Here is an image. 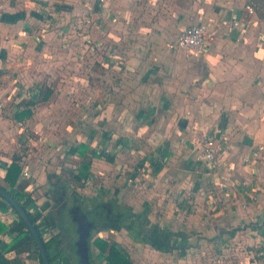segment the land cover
I'll return each mask as SVG.
<instances>
[{
  "label": "crops",
  "instance_id": "crops-1",
  "mask_svg": "<svg viewBox=\"0 0 264 264\" xmlns=\"http://www.w3.org/2000/svg\"><path fill=\"white\" fill-rule=\"evenodd\" d=\"M102 1L103 14L107 4ZM123 1L109 0L115 16L93 24V41L84 36L73 40L79 51L77 71L54 67L55 32L33 26L43 13L40 6L30 2L26 14L20 10V19H0V104L10 97L11 87L20 99L31 87L35 98L37 82L52 86L53 95L32 107L31 117L15 118L16 105L24 98L17 100L13 117L22 124L44 109L50 142L61 135L79 137L65 146V155L78 161L71 169L76 181L107 180L126 203L145 211L133 210L151 219L150 225L178 236L174 248L164 252L134 239L125 228L110 229L117 234L124 230L133 244L148 247L152 264H264V6L256 0H168L165 7L150 6L159 18L149 20L136 14L148 3ZM193 23L207 26V50L195 55L168 48ZM116 46L130 49L118 62L111 54ZM66 55L70 53L62 58ZM88 71L99 79L78 81ZM57 72L60 82L54 80ZM57 116L66 129H51ZM5 121L1 116L0 123ZM204 132L217 133L224 143L216 164L201 155ZM82 143L90 147L85 154L71 153V147ZM92 152L97 155L87 168L83 160ZM2 154L0 178L7 183V167L17 154ZM19 158L26 181V158ZM37 171L29 174L35 178ZM30 189L24 192L35 213L39 202ZM3 204L0 200V221L10 228L19 217L8 203L3 211ZM0 238L11 243L15 233L7 231ZM144 247L129 252L135 264L147 263ZM30 253L19 256L27 264L39 263L32 262ZM16 255L15 250L7 253Z\"/></svg>",
  "mask_w": 264,
  "mask_h": 264
},
{
  "label": "rangeland",
  "instance_id": "rangeland-1",
  "mask_svg": "<svg viewBox=\"0 0 264 264\" xmlns=\"http://www.w3.org/2000/svg\"><path fill=\"white\" fill-rule=\"evenodd\" d=\"M121 1L124 2L123 0ZM143 1L148 3L147 6H145V9L142 12H138L136 14L139 15V18L142 16L149 18V20H156L159 18V14L157 11L151 10L150 6L160 5L161 7H165V4L168 0H132V2ZM256 1L258 4L264 6V0ZM30 2H33L35 6H40L39 8H42L43 12L40 14V19H33V26L35 28L38 27V30L43 29L46 33L49 31L55 32L52 37L54 41L52 40L53 43L51 45L57 50H53L54 53L51 57L53 58L54 67H56L58 70H76V67L78 66L76 63L79 59L77 54H79V51L74 47L76 46L75 44H77L74 41L79 40L82 36L85 37L86 41H93L92 34L95 35L94 31L92 32L94 27L93 24L95 22H99L103 18H106V20H112L115 16L109 9V0H106L107 11L105 10V14H102V8L104 7V1L102 0H0L2 14L0 15V19H3V21H16L17 19H20L18 17L21 14L20 10H23L24 14H26L25 10L32 7ZM99 2H101V4ZM48 5L51 6L50 9L52 14L49 10L45 9V7ZM41 17L44 18V20H42ZM179 36L178 38H175V40L169 42L168 48L174 50L184 49L178 45ZM56 40H58L59 45L55 43ZM124 50L129 51L130 49L120 48L119 46H116V49L113 48L111 51L113 56L112 59L116 62L120 61V55ZM184 51L190 54L187 50L184 49ZM65 52H69L70 55H66L63 59L62 56L65 54ZM43 60H45V58ZM92 64L93 67L87 65L90 71L95 67L94 63ZM90 74L91 73L88 71L85 78L78 81L83 83H94V81L99 79V77H94L93 80V75ZM61 77L62 75L58 73V76H55L54 80L56 82H60ZM103 83H106V79H103ZM1 85H3L2 80H0V87H2ZM31 88L23 94L25 97H22L23 95H21L20 99L24 98L22 100H29L31 98V94H33L34 87L32 90ZM9 90L10 92H8V94L10 97L5 99L6 102L3 101L4 105L0 104V117L3 116L6 119L4 123H0V144L2 143L3 145L0 146V152L1 154H4V157H6L8 154L10 156V153L15 152V154H17L16 158H19V155H22L26 158L23 162L24 172H27V175L25 174L24 177L31 187V197L34 196V198H38L37 200L39 202L40 210H37V213H34L39 214L40 216L38 220V226L41 228L43 237L46 241L54 238V244L52 245L51 250H49L50 254L54 256L53 264H65V258L69 255H72L73 257L72 264H79L78 257H76L74 254L75 244L78 238L77 222L74 220L73 215L68 213L69 207L76 204L80 206L84 212H91L90 215L93 216L97 221V229H101L104 224H109L112 222L106 220V218L99 219L100 213L103 215L106 214V211L102 209L103 205L101 206V204H105L106 206L110 204L112 206V210L114 208L116 212L122 210L126 213H136L133 210L137 208L139 211L144 210L140 207H135L134 205H129L126 203L123 197V199L120 198L118 194L114 192L113 185L111 186L107 180H88L87 182L76 181L72 176L73 173L71 169H76L74 164L78 163V161L77 159H71L65 155V150H67V147L65 146H67L69 143H74V141H79L78 135L75 134L72 139H66L63 137V135H61L59 139L50 142V133L47 130L48 127H46L44 123V109L42 118V115L39 114L35 117L33 116L32 118L25 120L22 124L19 123L13 117V109L17 104L16 102L20 100L18 99L19 97L16 98L20 93H17V88L15 86L11 87ZM60 99L61 98H58V100ZM58 114V112H55V115ZM78 126L81 125L79 123L76 124V129ZM61 128L66 129L67 126L65 124L63 125L61 118L57 116V123L51 127V129L54 131L59 129L61 131ZM6 131L9 133L6 134ZM76 138L77 140H75ZM141 141L147 144L145 139H141ZM137 145H139V143H137L135 146ZM102 148L103 150H108V144L107 148L104 146H102ZM69 161L72 164L66 166L65 162ZM51 165H54V167ZM36 170L38 171L36 177L34 178L33 175L29 173H33ZM51 174H53V177H49ZM58 178L60 179V184L57 185V189L53 188L50 190L49 185L57 182ZM6 184L7 183H5L2 178H0V185L6 186ZM62 185H65L66 187L64 190ZM6 187L8 188V185ZM55 190H57L59 194L62 191H67L63 206L61 203L59 204L56 202L54 197L51 200V196H49V194H53V196H55ZM0 200L6 202L1 197ZM29 207L30 206H28V208ZM148 221L151 222V219L147 218V224H149ZM113 222L115 221L113 220ZM171 227L172 230L178 229V227H174L173 225H171ZM98 236L117 243L118 248L126 252L128 255L129 252L144 247L143 245L133 244V241L128 237L126 231L124 230L117 234L116 232L110 231V229L100 231H96V229H94L91 231V236L89 238L91 243L92 264H106V260L100 254V252H98L94 244V241ZM32 248L33 250L29 256L33 262V260L38 259V256L35 252L36 248L34 245ZM149 248H151L150 245ZM147 250L149 254L147 251H145L147 263L144 264H152L153 258L151 257V250ZM204 252L203 257L208 256V252ZM209 254H211V252H209Z\"/></svg>",
  "mask_w": 264,
  "mask_h": 264
},
{
  "label": "trees",
  "instance_id": "trees-1",
  "mask_svg": "<svg viewBox=\"0 0 264 264\" xmlns=\"http://www.w3.org/2000/svg\"><path fill=\"white\" fill-rule=\"evenodd\" d=\"M35 89L37 90L35 98H30L29 100L26 101L21 100L16 105V113H15L16 119L24 120L26 118L31 117L33 115V111L31 110V108L35 107L39 103L48 101L54 93V89L52 88V86L46 83H39V82L35 83ZM89 148L90 147L88 145L82 143L79 144L78 146L71 147L70 151L71 153L79 152L85 154L89 150ZM96 155H97L96 152H92L91 157L89 158L86 157L83 160L85 167L87 168L91 167L92 157L93 156L95 157ZM22 172H23V167L21 165L20 158H16V156H14L13 161L7 167V171L5 174V181L11 187L17 188V191H13L12 189H9V191L28 210L32 219L38 226V220L40 216L39 214H34L33 212H31L28 208L29 203L31 202V198L25 196L24 190L29 185V183L21 179ZM50 176L53 177V174L49 175V177ZM78 178L80 179V177ZM58 180L60 181L59 178ZM24 198L25 200H23ZM1 208L3 211H7L9 207L8 204L5 202V204H3ZM102 209L105 210V207L103 206ZM13 211L17 214L15 210ZM105 211H106L105 214L106 220L112 221L108 224V227L111 226L114 229H121V227H123L121 225V221L118 220L117 217L112 212L109 213V210H105ZM130 214L132 216L131 220L130 222H128V224L125 227L129 230L130 235L134 239L140 242L148 243L153 248L164 252L171 251L174 248L175 246L174 244L177 242V238L175 237H178L177 235L175 236L174 232L166 228H161L158 225H148L147 217H143L141 214H137V213H130ZM119 216L122 217L121 214H119L118 217ZM18 217H19V222H17L10 228L5 223L0 221V235L7 231H11L15 233V238L11 243L3 242V240L0 238V246H1L0 264H27L19 255L24 252L32 251L33 245L36 248L35 252L37 253L39 259V263L37 264H44L33 235L31 234L30 230L27 228L26 224L20 218L19 215ZM113 220L115 222H113ZM126 222L127 219H125V223ZM136 227H138V229ZM40 232L42 234L41 230ZM261 235L264 237V230H261ZM181 237L183 239L184 236L181 235ZM53 244H54V238L45 241V245L47 247L49 254H50L49 250H51ZM94 244L98 252H100V254L106 260V264H135L134 261L129 257V255L126 252L118 248V244L115 242H111L106 238L98 236L95 239ZM11 250H15L17 252V255L15 257L7 256V253ZM50 257L53 263L54 256L50 254Z\"/></svg>",
  "mask_w": 264,
  "mask_h": 264
},
{
  "label": "water",
  "instance_id": "water-1",
  "mask_svg": "<svg viewBox=\"0 0 264 264\" xmlns=\"http://www.w3.org/2000/svg\"><path fill=\"white\" fill-rule=\"evenodd\" d=\"M187 121L182 120L181 126H186ZM0 197L3 198L13 210L17 212L20 218L24 221L27 228L30 230L31 234L34 237V240L37 244L39 253L43 260L44 264H53L51 261L50 254L47 250L45 245V239L42 236L37 224L32 219L31 215L29 214L28 210L12 195V193L4 186L0 185ZM112 212V209L109 210V213ZM76 216H74V220L77 222V230H85L90 229L96 231L100 230H108L114 229L111 226L108 227V224H104L101 229L96 228V219L91 216V212H84L82 213L81 208H76ZM106 218L105 215L99 214V219ZM77 250L79 253V264H92L91 262V243L89 238L85 236V234H81L78 242H76Z\"/></svg>",
  "mask_w": 264,
  "mask_h": 264
},
{
  "label": "built area",
  "instance_id": "built-area-1",
  "mask_svg": "<svg viewBox=\"0 0 264 264\" xmlns=\"http://www.w3.org/2000/svg\"><path fill=\"white\" fill-rule=\"evenodd\" d=\"M178 45L191 54L201 55L207 50L208 29L201 23H194L182 31ZM223 142L215 132H204L200 139L201 155L205 161L216 164L223 150ZM27 172H24V175Z\"/></svg>",
  "mask_w": 264,
  "mask_h": 264
},
{
  "label": "flooded vegetation",
  "instance_id": "flooded-vegetation-1",
  "mask_svg": "<svg viewBox=\"0 0 264 264\" xmlns=\"http://www.w3.org/2000/svg\"><path fill=\"white\" fill-rule=\"evenodd\" d=\"M58 184H60V181L58 180L57 182H55L54 184H50L49 185V187H50V190L51 189H57V185ZM62 188H63V190L66 188L65 187V185H62ZM54 193H55V196H53V194H49V196H51L50 198H51V200H52V198L54 197V199H55V201L56 202H58L59 204L61 203L62 204V206H63V202L65 201V199L64 198H66V194H67V191H62V192H60V194H59V192L57 191V190H55L54 191ZM104 206L105 207V210H111L112 208V206L110 205V204H108L107 206L105 205V204H101V206ZM80 208V206H78V205H72L71 207H69V209H68V213L69 214H72L73 215V217L74 216H76L77 214H76V208ZM103 211V210H102ZM86 212V211H85ZM82 213H84V210H82ZM112 213L117 217V219L118 220H120L121 221V225L123 226V227H121V229L122 228H125L127 231H128V234L130 235V233H129V230L125 227L127 224H128V222H130V220H131V214L130 213H126L125 211H118V212H116L115 210H114V208H113V210H112ZM119 214H121V216L122 217H118V215ZM125 219H127V222L125 223L124 222V220ZM137 229H138V227H136ZM91 231L92 230H90V229H85V230H77V233H78V238H77V240H76V242H78V240H79V238H80V235L81 234H85V236L87 237V238H90V236H91ZM74 254H75V256L76 257H78V262H79V253H78V250H77V246H76V244H75V250H74ZM73 257H72V255H69L68 257H66L65 258V264H72L73 263V259H72ZM75 262V261H74Z\"/></svg>",
  "mask_w": 264,
  "mask_h": 264
}]
</instances>
